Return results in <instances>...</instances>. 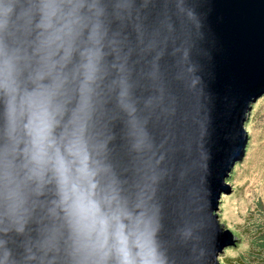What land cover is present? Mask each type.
Masks as SVG:
<instances>
[{"label":"water","instance_id":"95a60500","mask_svg":"<svg viewBox=\"0 0 264 264\" xmlns=\"http://www.w3.org/2000/svg\"><path fill=\"white\" fill-rule=\"evenodd\" d=\"M262 94L264 0H0V264H221Z\"/></svg>","mask_w":264,"mask_h":264},{"label":"rangeland","instance_id":"374dc122","mask_svg":"<svg viewBox=\"0 0 264 264\" xmlns=\"http://www.w3.org/2000/svg\"><path fill=\"white\" fill-rule=\"evenodd\" d=\"M244 126L246 145L225 179L230 191L221 193L218 218L223 230L228 227L240 237L230 264H264V94L251 103Z\"/></svg>","mask_w":264,"mask_h":264},{"label":"snow or ice","instance_id":"6c2138e0","mask_svg":"<svg viewBox=\"0 0 264 264\" xmlns=\"http://www.w3.org/2000/svg\"><path fill=\"white\" fill-rule=\"evenodd\" d=\"M85 199L86 197L78 198V200L76 201L77 208L82 213H87L88 215L95 216L96 213L98 212L96 203H94L91 200H88L87 203H84ZM100 223L101 224L105 223V220L101 219ZM114 247H116V252L115 255L113 256V259L115 261H120L121 264H126V262L130 259L127 248L123 245V243ZM103 255H107V254L105 253ZM103 255L101 256V258H103Z\"/></svg>","mask_w":264,"mask_h":264},{"label":"trees","instance_id":"16d2710c","mask_svg":"<svg viewBox=\"0 0 264 264\" xmlns=\"http://www.w3.org/2000/svg\"><path fill=\"white\" fill-rule=\"evenodd\" d=\"M263 95V94H262ZM244 128H245V126H244ZM247 133H249V130H247L246 129V134ZM248 135V134H247ZM247 140H248V137H247ZM247 143V142H246ZM246 145V144H245ZM231 172V171H230ZM264 213V212H263ZM264 218V217H263ZM227 229H229L231 232H232V234H233V236L235 237V241L233 242V243H231L230 245H228V246H226L225 248H226V250H223L221 253H220V255H219V261H220V263L221 264H230V260L231 259H233V258H235V257H233V256H231V254H232V252H233V245H235V243L237 242V240H238V242H239V240H240V237L238 236V238H237V235H236V233H235V231L233 232L230 228H228L227 227ZM261 236H264V221H263V224H262V226H261V231H260V237ZM237 242V243H238ZM262 243H263V247H264V239H263V241H261ZM222 255H224L225 256V258H227L228 260H225L224 258H223V256ZM235 264H241L240 262L239 263H235Z\"/></svg>","mask_w":264,"mask_h":264},{"label":"bare ground","instance_id":"6f19581e","mask_svg":"<svg viewBox=\"0 0 264 264\" xmlns=\"http://www.w3.org/2000/svg\"><path fill=\"white\" fill-rule=\"evenodd\" d=\"M231 171V170H230ZM230 173V172H229Z\"/></svg>","mask_w":264,"mask_h":264}]
</instances>
